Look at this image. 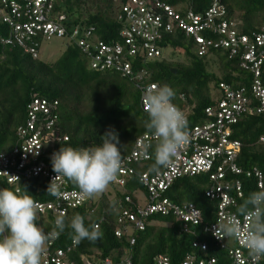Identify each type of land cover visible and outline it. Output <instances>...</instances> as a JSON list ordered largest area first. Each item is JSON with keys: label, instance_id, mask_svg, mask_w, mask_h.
Returning a JSON list of instances; mask_svg holds the SVG:
<instances>
[{"label": "trees", "instance_id": "trees-1", "mask_svg": "<svg viewBox=\"0 0 264 264\" xmlns=\"http://www.w3.org/2000/svg\"><path fill=\"white\" fill-rule=\"evenodd\" d=\"M127 0H56L55 13H65L66 25L93 26L96 36L111 43L121 39L123 23L119 20L120 6ZM180 12L192 9L202 13L211 5V0H164ZM226 5L227 17L237 24L240 33L252 36L264 29V0H222ZM0 6L3 7L2 0ZM8 11V9H4ZM0 12V154L11 151L17 143V129L24 124L27 104L35 96L56 99L59 102L57 122L52 129L54 136H67V141H57L53 147L58 152L61 147L74 148L94 146L101 143V135L115 130L122 145L121 159L134 149L136 141L145 133L147 112L140 104V90L136 78L123 75L111 69L96 71L90 66V58L83 54L75 43H67L60 57L54 61L41 59L26 51L14 41L12 27L3 19ZM26 19L24 15L22 20ZM209 35V34H208ZM217 39L215 36H208ZM12 38V42H4ZM44 39L35 36L32 41ZM162 54L154 58L144 55L129 56L134 75L143 69L147 78L158 86L167 84L175 91L173 103L188 114L189 124L208 120L206 108L216 106L222 97L221 83L232 88L250 87L253 74L241 65V56H229L223 48H210L205 54H198V47L192 36L179 29L164 34L159 41ZM165 51L170 52L166 55ZM233 138L240 140L242 149L238 157L241 167H258L264 172V115L244 114L230 126ZM150 158L133 166L137 172L123 188L103 191L82 206L70 208L64 216L69 221L73 215L84 217L87 226L98 225L102 237L95 242L82 240L78 245L72 241L71 229L54 239L55 246L67 249L72 246L70 257L79 261L81 256L95 255L111 258L121 264L128 256L131 264H153L159 254L169 256L170 264H182L186 254L195 251L198 257L215 258L213 264H232L226 250L217 245L214 238L204 231V225L217 216V200L206 197L205 190L210 185L207 174L182 176L174 181L165 192L177 205L194 203L203 214V221L195 227V234L182 233L181 223L174 215L153 214L145 219L143 230L132 229L131 234L118 237L115 232L118 219L124 208L135 209L137 193L145 189L138 179L144 171L154 172L153 149ZM119 146V145H118ZM162 168V167H161ZM160 169V168H159ZM244 196L260 190L253 178L241 176ZM49 182L45 178L34 177L23 180L20 194H28L35 201H49L54 196L46 192ZM0 188L15 189L0 178ZM130 196L132 202H126ZM236 209V207H235ZM55 218L38 213L37 223L45 233H54ZM134 238L131 244L130 239ZM208 244L207 252L193 248L194 241ZM98 252L95 254L94 252ZM197 264V263H195ZM261 264H264L262 258Z\"/></svg>", "mask_w": 264, "mask_h": 264}, {"label": "built area", "instance_id": "built-area-1", "mask_svg": "<svg viewBox=\"0 0 264 264\" xmlns=\"http://www.w3.org/2000/svg\"><path fill=\"white\" fill-rule=\"evenodd\" d=\"M55 2L56 0H2L0 12L4 13V21L12 27L14 41L35 57L40 52L39 43H26L35 36L41 35L43 39L58 37L67 43H75L90 58V66L94 70L114 69L136 78L140 104L146 112L145 94L158 85L147 78L148 74L143 69L134 75L133 65L127 57L160 56L162 50L159 41L164 34L179 29L192 36L200 55L210 48H223L230 57L241 56L242 67L253 74L250 87L232 88L221 83L223 95L216 106L206 108L208 120L203 122L190 125L188 114L183 112L188 143L166 166L137 175L145 193L136 192L138 201L135 209L122 210L115 234L120 237L123 234L130 235L132 229L143 230L145 219L153 214L174 215L181 223L182 233L195 234V227L203 221L201 210L191 202L177 205L165 192L182 176L207 174L210 185L205 190L206 197L217 200L218 206L216 219L205 224L204 231L214 238L220 248L227 251L232 264H253L240 240L224 237L222 233L218 237L214 235V231L216 223L234 215L238 200L244 196L241 176L253 178L257 188L264 189L262 170L255 166L245 169L239 165L242 143L233 138L230 130V126L237 123L244 114L264 115V29L252 36L240 33L236 22L228 19L226 5L222 0H211V5L202 13L192 9L180 12L164 0H127L120 6L119 12V20L123 23L121 39L108 43L96 36L93 26L66 25V14L54 12ZM24 15L26 19L22 20ZM208 34L217 39L208 37ZM12 41L9 38L4 42ZM58 105L56 99L33 97L27 104L25 122L17 129V143L11 151L0 154V178L18 193L23 180L41 177L50 183L56 176L51 167L53 147L57 141L68 140L67 136L56 137L52 132L57 122ZM155 141L150 133L139 137L131 153L121 159L117 177L109 186L123 188L137 174L133 165L151 156L150 147L144 149L142 145ZM260 141L263 142L264 137H260ZM54 182L59 185L60 195L49 201H36L40 205V214L50 213L54 218L57 215L65 216L70 208L85 205L95 197V194L90 198L84 196L76 184L67 178L57 176ZM125 199L128 203L132 202L130 196ZM237 220L243 235L250 221L243 216L237 217ZM49 234L50 238L41 254V264H115L109 257L102 259L94 254L81 256L79 261L74 260L69 255L72 246L67 249L56 247L54 239L57 234ZM130 242L133 244L134 238ZM192 246L204 254L208 250V244L204 241L195 240ZM169 259L168 255L159 254L153 264H170ZM261 261L262 258L256 264H261ZM195 263L213 264L215 258L198 257L197 252H188L182 264ZM121 264H131L130 258L126 256Z\"/></svg>", "mask_w": 264, "mask_h": 264}, {"label": "clouds", "instance_id": "clouds-1", "mask_svg": "<svg viewBox=\"0 0 264 264\" xmlns=\"http://www.w3.org/2000/svg\"><path fill=\"white\" fill-rule=\"evenodd\" d=\"M175 91L167 84L147 90V120L145 128L157 142L153 149L152 170L166 166L189 140L186 117L174 103ZM119 145V146H118ZM150 144L142 145L147 149ZM122 145L115 130L101 135V143L74 148L61 147L51 157L52 171L76 184L86 197L103 192L113 182L121 166ZM48 184L46 192L59 196V185ZM40 205L31 195L20 194L9 188H0V264H41V254L50 238L37 223ZM250 221L241 235L237 217ZM68 227L72 241L95 242L102 232L95 225L87 226L84 217L73 215L65 221L63 215L54 220V232L59 235ZM233 237L247 249L253 264L264 258V189L253 191L236 206L234 215L216 223L214 235Z\"/></svg>", "mask_w": 264, "mask_h": 264}, {"label": "rangeland", "instance_id": "rangeland-1", "mask_svg": "<svg viewBox=\"0 0 264 264\" xmlns=\"http://www.w3.org/2000/svg\"><path fill=\"white\" fill-rule=\"evenodd\" d=\"M66 47L65 40L58 38V37H52L50 39H44L41 42L40 47V57L43 60L46 61H54L58 57H60V54L63 53ZM165 51L164 53H166ZM166 55H170V52H167ZM114 188H111L109 185L106 187L104 191L111 192ZM100 193L95 194L98 196Z\"/></svg>", "mask_w": 264, "mask_h": 264}]
</instances>
